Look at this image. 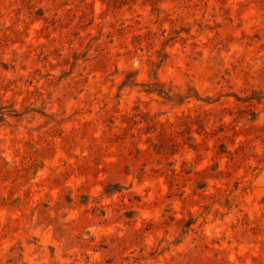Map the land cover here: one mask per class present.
I'll list each match as a JSON object with an SVG mask.
<instances>
[{
    "label": "rangeland",
    "instance_id": "obj_1",
    "mask_svg": "<svg viewBox=\"0 0 264 264\" xmlns=\"http://www.w3.org/2000/svg\"><path fill=\"white\" fill-rule=\"evenodd\" d=\"M0 264H264V0H0Z\"/></svg>",
    "mask_w": 264,
    "mask_h": 264
}]
</instances>
